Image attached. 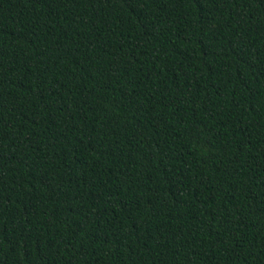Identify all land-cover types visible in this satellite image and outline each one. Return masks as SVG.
<instances>
[{
    "label": "trees",
    "instance_id": "1",
    "mask_svg": "<svg viewBox=\"0 0 264 264\" xmlns=\"http://www.w3.org/2000/svg\"><path fill=\"white\" fill-rule=\"evenodd\" d=\"M0 264H264V0H0Z\"/></svg>",
    "mask_w": 264,
    "mask_h": 264
}]
</instances>
